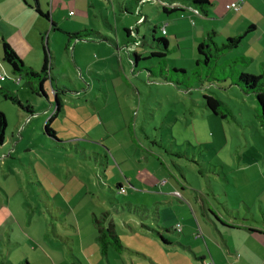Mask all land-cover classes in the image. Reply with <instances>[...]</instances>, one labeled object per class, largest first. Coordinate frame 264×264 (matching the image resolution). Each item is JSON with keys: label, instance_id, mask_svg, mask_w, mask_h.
<instances>
[{"label": "rangeland", "instance_id": "obj_1", "mask_svg": "<svg viewBox=\"0 0 264 264\" xmlns=\"http://www.w3.org/2000/svg\"><path fill=\"white\" fill-rule=\"evenodd\" d=\"M61 3L58 18H68L60 23L63 30L93 33L68 45L63 31L51 32L50 46L45 44L53 84L46 81V95L33 94L25 80L13 89L34 114L11 100L3 104L8 130L0 146V264L73 262L74 255L83 257L82 237L96 229L93 218L105 219L110 212L120 227L129 215L117 205L126 201L198 196L219 199L218 208L229 200L235 213L245 216L249 207L255 212L250 216L264 220L258 100L232 85L230 77L223 79L219 68L211 75L221 80L194 81L200 56L193 46L195 19L183 10L165 11L162 0ZM160 38L169 39L168 51ZM246 39L217 65L244 54ZM226 40L215 36L219 44ZM29 63L40 71L43 60ZM8 67L14 85L18 77ZM173 68L187 71L188 85L167 80L185 78L170 74ZM205 94L222 100L230 114L222 118L209 111ZM54 114L49 125L56 138L45 132ZM165 180L179 195L163 194L165 185H159ZM142 185L160 188L154 192ZM137 214L144 216L141 210ZM138 215L137 229L150 224Z\"/></svg>", "mask_w": 264, "mask_h": 264}, {"label": "crops", "instance_id": "obj_2", "mask_svg": "<svg viewBox=\"0 0 264 264\" xmlns=\"http://www.w3.org/2000/svg\"><path fill=\"white\" fill-rule=\"evenodd\" d=\"M61 1L63 0H0V73L7 75L6 80H0L1 88L17 93L18 90L14 91V87L23 85V80L17 75L14 85L9 79L11 71L4 60V41L11 44L26 64L32 65L29 60L42 59L43 67L45 42L50 46V38L55 31L67 32L60 25L68 18H58L62 10L57 6L59 4L61 8ZM162 1L164 7L186 11L195 19L196 23L192 27L196 35L193 46L197 49L212 31L216 32V37L228 39L242 35L250 26H254L245 36L246 51L241 54L250 63L242 67L251 74L264 72V0H212L207 13L194 3ZM236 1H242L239 11L227 8V5ZM37 7L42 12L49 13L50 19L41 15ZM52 20L60 30L52 29ZM231 52L233 50L227 54ZM249 68H254L255 72H249ZM7 100L0 94V111L5 115L3 104ZM166 169L176 179L177 185L186 189L176 173L167 166ZM168 184L167 180L159 185H165V196L180 193L174 187L167 188ZM142 186L154 192L160 188L158 185ZM217 200L219 202V199H202L196 196V199H145L144 202L120 203L117 211L127 212L129 216L123 215L120 227L111 213L108 220L114 223L123 248L116 250L111 247L104 253L97 238V229H94L82 237L80 253L83 257L74 255V261L66 264H205L206 261L213 264H264V220L252 214L250 216V213L255 212H251L247 202L245 206L248 207V212L242 216L231 209L229 200L216 208ZM129 209L132 211L128 212ZM261 209L264 213V208ZM140 210L144 214H140V218L149 220L150 224H143L144 228L137 229L134 223ZM95 218L97 216L93 221ZM122 235H125L126 240Z\"/></svg>", "mask_w": 264, "mask_h": 264}, {"label": "trees", "instance_id": "obj_3", "mask_svg": "<svg viewBox=\"0 0 264 264\" xmlns=\"http://www.w3.org/2000/svg\"><path fill=\"white\" fill-rule=\"evenodd\" d=\"M167 1H176V0H167ZM186 2L185 0H179ZM201 11L207 13L209 6L212 4V0H192ZM164 10L170 12L171 10H177L176 8H172L171 10L167 7H164ZM37 11L43 15L44 17L50 19L49 13L42 12L38 7ZM52 22V29L60 30L54 20ZM254 29V26H250L246 32L242 35H238L235 37L228 38L222 44H219L215 41L216 32L212 31L208 34L205 40H203L198 46L199 58L196 61V69L193 72L194 81H202L207 79L209 82L213 80H221V78L212 76L213 72L219 68L222 71L223 79H227L230 77L232 80V85H235L241 89L246 94H254L258 100L257 107V118L259 119L261 126L264 129V72L261 74H251L245 71L239 70V66H245L250 63L249 59L244 56L236 57L232 60H229L221 65H217V60L221 58L223 55H226L228 52L238 48L240 44L243 42L245 36ZM129 31V30H128ZM68 36V43H71V40H84L88 38L93 31L92 30H82L77 32H64ZM159 41L163 43L164 48L168 51L169 42L166 38H160ZM68 44V45H69ZM4 50V60L9 64L12 68V71L15 75H17L21 80H25L27 86L30 87L33 94H43L46 95L45 84L49 79L53 84V76H52V67H51V52L47 50V46L45 47V59L43 67L40 71L34 69L33 67L28 66L23 59L18 55L15 49L9 44L7 41L3 43ZM152 54L158 56H165L166 52L155 51ZM138 57V56H137ZM162 70L165 71L166 65H163ZM170 74L182 73L185 77L183 80L180 78L172 79L167 78V80L171 82H176L178 84L185 83L188 85L189 75L185 69H177L173 68L170 71ZM220 76V74L218 75ZM38 83L39 88L34 85ZM0 94L8 100L13 101L15 104L19 105L22 109L34 114L33 107L30 104H23V102L19 99V97L14 93L5 88L0 87ZM57 95V93H56ZM205 105L209 111L213 114L221 116L222 118L227 117L230 114V111L226 104L212 96L205 94ZM57 114V113H56ZM49 119V121L45 125V132L51 137L56 138V131L52 129L49 125V122L55 117V115ZM8 129V122L6 115L0 111V146L5 142V136ZM121 188H124L121 184H118L119 191ZM121 193V192H120ZM110 217V212L105 213V219L100 220V218H95L96 221V229H97V238L101 244L102 250L104 253L107 252L109 248H114L116 250H120L123 248V244L116 232L115 226L113 222H109L108 226H105V221Z\"/></svg>", "mask_w": 264, "mask_h": 264}, {"label": "built area", "instance_id": "obj_4", "mask_svg": "<svg viewBox=\"0 0 264 264\" xmlns=\"http://www.w3.org/2000/svg\"><path fill=\"white\" fill-rule=\"evenodd\" d=\"M241 5H242V1L241 2L240 1H236V2H232L231 4L227 5V8L231 9V10L239 11L241 9ZM163 33H166V28L165 27L163 28ZM6 79H7L6 75L0 73V80L4 81ZM165 182H166V180L163 181V183H165ZM120 192L121 193H125L126 189L125 188H121ZM177 195H179V193H177ZM180 227L181 226L178 225L179 230H181ZM205 264H213V263L210 262V261H206Z\"/></svg>", "mask_w": 264, "mask_h": 264}]
</instances>
